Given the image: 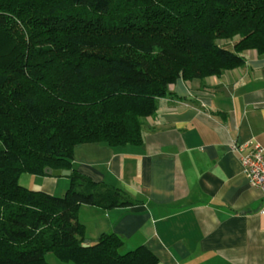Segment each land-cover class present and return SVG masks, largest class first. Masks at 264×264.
Instances as JSON below:
<instances>
[{"label":"trees","instance_id":"1","mask_svg":"<svg viewBox=\"0 0 264 264\" xmlns=\"http://www.w3.org/2000/svg\"><path fill=\"white\" fill-rule=\"evenodd\" d=\"M247 49L264 54V0H0V264H160L115 232L84 245L82 205L135 202L75 168V148L142 143L172 84ZM46 169L71 171L63 196L20 183Z\"/></svg>","mask_w":264,"mask_h":264},{"label":"crops","instance_id":"2","mask_svg":"<svg viewBox=\"0 0 264 264\" xmlns=\"http://www.w3.org/2000/svg\"><path fill=\"white\" fill-rule=\"evenodd\" d=\"M243 55L220 76L172 84L145 120L142 143L76 146L75 168L135 202L82 205L85 246L115 232L123 253L144 245L160 264H264V193L232 149L250 140L264 147V54ZM54 176L36 175L43 191H57L62 180L69 188L70 175Z\"/></svg>","mask_w":264,"mask_h":264},{"label":"built area","instance_id":"3","mask_svg":"<svg viewBox=\"0 0 264 264\" xmlns=\"http://www.w3.org/2000/svg\"><path fill=\"white\" fill-rule=\"evenodd\" d=\"M232 149L240 154L250 184L264 193V147L255 140L233 143Z\"/></svg>","mask_w":264,"mask_h":264},{"label":"rangeland","instance_id":"4","mask_svg":"<svg viewBox=\"0 0 264 264\" xmlns=\"http://www.w3.org/2000/svg\"><path fill=\"white\" fill-rule=\"evenodd\" d=\"M235 38H233V39H235ZM233 39L220 40V43L223 45H227V46H233V44H234ZM36 178H37L36 175H32L29 173H22L20 175V183L22 185L29 187L31 189H34V190H42V182L36 180ZM65 186H66V188H68L67 182H65V180H62V182H60L58 190L54 191L52 194L58 193L59 195L58 194H56V195L63 196L66 193V191H64V190H67V189H63V188H65ZM46 258H47V261L49 262V264H76L74 262H65V261L61 260L58 257V255L55 253H48Z\"/></svg>","mask_w":264,"mask_h":264},{"label":"water","instance_id":"5","mask_svg":"<svg viewBox=\"0 0 264 264\" xmlns=\"http://www.w3.org/2000/svg\"><path fill=\"white\" fill-rule=\"evenodd\" d=\"M45 172L49 175H55V176H60V175H70L71 171L69 170H52V169H46Z\"/></svg>","mask_w":264,"mask_h":264}]
</instances>
